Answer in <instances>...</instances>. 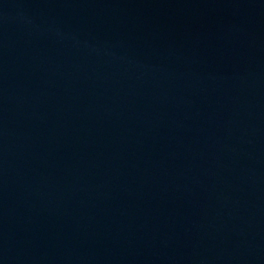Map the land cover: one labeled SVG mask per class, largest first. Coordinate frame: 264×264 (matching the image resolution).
Returning a JSON list of instances; mask_svg holds the SVG:
<instances>
[{"label":"water","instance_id":"1","mask_svg":"<svg viewBox=\"0 0 264 264\" xmlns=\"http://www.w3.org/2000/svg\"><path fill=\"white\" fill-rule=\"evenodd\" d=\"M0 264H264V0H0Z\"/></svg>","mask_w":264,"mask_h":264}]
</instances>
